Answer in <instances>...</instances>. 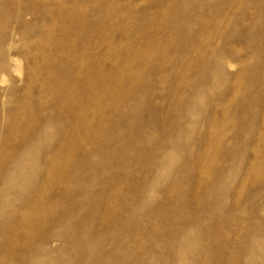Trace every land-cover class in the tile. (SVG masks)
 I'll return each instance as SVG.
<instances>
[{"label":"rangeland","instance_id":"obj_1","mask_svg":"<svg viewBox=\"0 0 264 264\" xmlns=\"http://www.w3.org/2000/svg\"><path fill=\"white\" fill-rule=\"evenodd\" d=\"M0 264H264V0H0Z\"/></svg>","mask_w":264,"mask_h":264}]
</instances>
